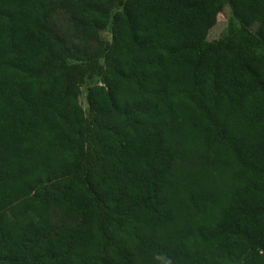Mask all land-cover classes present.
Instances as JSON below:
<instances>
[{"label": "trees", "instance_id": "obj_1", "mask_svg": "<svg viewBox=\"0 0 264 264\" xmlns=\"http://www.w3.org/2000/svg\"><path fill=\"white\" fill-rule=\"evenodd\" d=\"M227 4L248 40L218 0H0V264H264V0Z\"/></svg>", "mask_w": 264, "mask_h": 264}, {"label": "rangeland", "instance_id": "obj_2", "mask_svg": "<svg viewBox=\"0 0 264 264\" xmlns=\"http://www.w3.org/2000/svg\"><path fill=\"white\" fill-rule=\"evenodd\" d=\"M219 9L217 15V22L215 26L209 31L207 40L209 42L218 41L225 35H231L238 41L243 42L252 37L251 31L244 28L240 22L231 15V10L227 4V0H218ZM103 37L108 38V34H104ZM79 101L82 108H86L85 93L82 89L79 97Z\"/></svg>", "mask_w": 264, "mask_h": 264}]
</instances>
